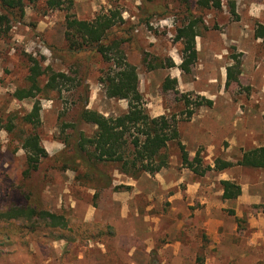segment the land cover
<instances>
[{"label":"rangeland","instance_id":"1","mask_svg":"<svg viewBox=\"0 0 264 264\" xmlns=\"http://www.w3.org/2000/svg\"><path fill=\"white\" fill-rule=\"evenodd\" d=\"M22 1L23 16L10 20L8 29L4 23L0 24V126H13L10 132L0 129V210L33 206L64 214L73 231L42 225L29 232L21 229L25 222L22 219L1 223L0 264H145L141 255L127 259L128 245L136 244L137 236L150 237L160 244L176 237L173 220L176 214L185 218L186 212L170 210L167 190L151 189L147 196L134 193L131 184L143 174L134 179L119 173L113 164L101 165L111 176L112 184L95 191L93 183L77 181L72 169H61V152L71 153L64 139L72 145L79 130L92 135L96 129L92 124L77 123L83 95L87 96V108L105 116L120 114L127 108L125 100L105 96L98 82L105 65L98 54L85 52L76 58L64 50L65 15L69 12L77 19L91 20L108 10L121 11L124 22L120 29L114 27L115 36L126 31L121 35L128 38L123 47L127 60L136 67L138 89L150 116L176 114L178 118L184 109L179 99L182 93L189 94L190 98L197 94L210 98L215 103L212 106L219 112L224 111L220 116L224 119L226 139L211 152L202 145L194 147L201 148L203 163L209 164L216 157L235 162L243 150L264 146V37L255 36L256 28L264 26V0H219V8L200 7L197 0H73L68 11L49 9L46 0ZM191 19L197 21V59L185 74L178 68L183 45L175 36L176 28ZM30 55L39 60L41 70L49 66L66 72L80 85L71 90L65 87L59 92L42 90L35 99H17L13 95L15 89L29 85L26 75ZM235 58L241 63V73L237 81H230L226 86V68ZM169 60L175 66L166 67ZM160 63L165 67L148 68V64ZM167 76L177 79L176 91H162L161 85ZM45 82L43 75L41 86ZM35 100L41 109L40 121L34 127L23 116L31 111ZM203 108H198L196 113ZM201 114L203 119L210 116ZM188 122L181 120L178 126L186 129ZM71 123L76 128L64 126ZM32 132L38 134L49 158L42 160L35 171L24 175L27 164L21 142ZM204 132L198 127L200 139L205 136ZM167 153L168 167L180 170L179 150L174 142L168 144ZM207 174L208 180L216 181L218 172ZM225 174L247 185L253 197L247 206L256 215V230L260 235L251 257L205 260L198 252L195 259H175L170 251L158 253L153 249L148 264H264V168L234 165ZM117 185L131 188L114 190L113 186ZM141 185L150 186L148 181ZM144 203L152 206L147 214L140 209ZM126 204L129 211L124 209ZM233 214L234 211L228 210V215ZM145 215L150 221L144 220ZM235 220L243 228L247 216L235 217ZM85 222L101 226H91L85 231L82 225ZM96 235L105 236L89 239Z\"/></svg>","mask_w":264,"mask_h":264},{"label":"trees","instance_id":"2","mask_svg":"<svg viewBox=\"0 0 264 264\" xmlns=\"http://www.w3.org/2000/svg\"><path fill=\"white\" fill-rule=\"evenodd\" d=\"M73 4V0H46L49 9H66ZM200 7H220L219 0H197ZM67 5V6H66ZM22 0H0V24H5L7 29L10 20L18 19L24 14ZM232 6V12H233ZM124 22L121 11L108 10L107 13L97 14L91 20L77 19L69 12L64 18L65 27V51L73 57H79L81 53L90 52L98 54L104 69L100 70L98 82L102 86L105 96L113 99H123L127 102L124 112L117 115H107L87 108V96H82L81 108L77 112V123L83 122L96 127L92 135L77 132L76 141L71 145L68 139H64L65 147H71V153L61 152V169H72L76 172L75 179L87 182L95 191L108 188L112 184L111 176L106 174L101 165L113 164L119 173L131 178H137L141 174H155L168 167L169 155L167 147L174 142L179 150L181 166L188 168L197 176H203L211 171H222L234 165L251 168H264V146H257L243 150L240 158L235 162L216 157L213 164H204L201 156V148L190 157L184 144L181 143L178 131V122L188 121L200 107H211L212 100L201 96L182 93L179 97L184 104V109L178 114H161L150 116L147 112L142 93L138 89V73L136 67L127 60V54L123 44L128 39L126 31L115 36L114 27H119ZM196 19L176 28V40H180L183 48L181 62L178 68L182 73H189L197 59L195 37ZM120 29V27H119ZM256 37H264V26L259 25L255 30ZM53 50V48H50ZM26 79L27 87L16 88L14 96L19 99L34 98L43 91H61L65 87L68 90L80 85L76 78L66 72L55 71L49 66L41 70L39 60L32 55L28 56ZM175 63L169 60L166 67H173ZM241 63L235 58L234 63L226 68V86L230 81H237V75L241 73ZM165 67V65L148 64V68ZM76 73V71H74ZM46 76V82L41 86L42 76ZM177 79L167 76L161 85L162 91H176ZM41 106L35 100L29 113L23 116V120L32 126L40 121L39 112ZM76 128V124H65ZM7 132L13 128L12 124L0 126ZM21 148L26 155L27 167L24 175L35 171L42 160L49 158L48 152L40 144L37 133H28L21 142ZM223 199H234L241 194L240 185L232 180H221ZM120 188L130 189V186H113L114 190ZM96 194V193H95ZM25 220L21 229L29 232L37 230L42 225L48 228H59L73 231L70 220L64 214H57L45 209L33 206H16L0 210V224L12 220ZM85 231L91 226L99 227L98 223L85 222ZM109 229V226H105ZM110 235H113L110 234ZM105 235H96L89 239H99ZM62 236L58 238L61 239ZM151 261V260H150ZM152 264V263H150Z\"/></svg>","mask_w":264,"mask_h":264},{"label":"crops","instance_id":"3","mask_svg":"<svg viewBox=\"0 0 264 264\" xmlns=\"http://www.w3.org/2000/svg\"><path fill=\"white\" fill-rule=\"evenodd\" d=\"M203 112L210 116L203 119L201 117ZM223 112H219L215 106L203 108L200 113L195 112L188 120L186 129L178 126L180 141L188 148L189 156H194L196 150L194 147L202 145L207 148L208 152H211L226 139L224 119L220 116ZM199 119L206 121L201 123ZM198 127L202 129V132L205 131V136L201 139L198 137ZM232 137L235 138V133ZM232 145L233 142L230 141L229 147L231 148ZM209 164L212 165L213 162ZM179 167H181L180 170L170 165L153 175L144 173L140 180L131 184L134 187V193H142L146 196L150 195L151 189L167 190L170 210L174 212L185 210L186 215L185 218L178 217V214L175 215L172 228L176 237L164 243L155 242L150 237L137 236V243L129 244L125 251L127 259L141 255L145 264H148L149 255L154 254L153 249H156L158 253L165 250L170 251L175 259H195L198 252L205 260L212 257L223 259L251 257V253L255 252L257 237L260 234L256 230L258 225L256 215L247 206L253 202V197L248 193V186L234 177H226L225 173L231 167L217 171L216 181L208 180L207 173L203 176L195 175L188 168L182 167L181 162ZM228 179L238 181L240 184L241 194L234 199L222 198L223 190L220 181ZM143 181H148L150 186L142 187L141 182ZM151 207L144 203L140 209L147 214ZM124 209L129 211L130 207L126 204ZM228 210L234 211V214L228 215ZM243 215L247 216V222L241 228L235 217L240 218ZM144 220H148L147 215ZM153 221L157 222V220ZM156 227L155 223L154 230L157 229ZM132 236L135 237V235Z\"/></svg>","mask_w":264,"mask_h":264}]
</instances>
